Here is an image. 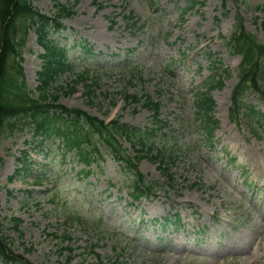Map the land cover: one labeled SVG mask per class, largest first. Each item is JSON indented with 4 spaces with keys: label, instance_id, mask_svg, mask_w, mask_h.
Wrapping results in <instances>:
<instances>
[{
    "label": "rangeland",
    "instance_id": "1",
    "mask_svg": "<svg viewBox=\"0 0 264 264\" xmlns=\"http://www.w3.org/2000/svg\"><path fill=\"white\" fill-rule=\"evenodd\" d=\"M223 1L197 0L186 11L190 0H31L50 17L57 3L75 7L64 30L51 37L74 67L56 86L67 88L86 71L88 82L73 95L60 94L59 103L154 135L137 147L126 137L120 141L140 158L137 171L104 149L88 168L56 139L40 145L29 122L3 139L0 221L17 255L33 264H67L70 255V264H252L231 250L244 245L247 253L243 241L252 239L255 264H264V101L246 93L244 101L259 115L255 123L234 117L241 56L227 45L238 22L264 44L257 18L264 17L257 12L264 0ZM129 15L140 21L137 27L127 25ZM43 54L30 31L22 58L31 92L39 85ZM213 63L227 72L211 94L218 126L209 138L196 98L218 79ZM91 83L90 98L85 85ZM128 95L160 103L162 124L151 109L127 101ZM159 151L172 154L173 181L154 159ZM24 152L29 165L10 182ZM136 172L153 186L152 196L140 203L129 196ZM12 219L21 220L23 239ZM177 236L182 242L174 246ZM179 245L207 255L181 252Z\"/></svg>",
    "mask_w": 264,
    "mask_h": 264
},
{
    "label": "trees",
    "instance_id": "2",
    "mask_svg": "<svg viewBox=\"0 0 264 264\" xmlns=\"http://www.w3.org/2000/svg\"><path fill=\"white\" fill-rule=\"evenodd\" d=\"M226 2L227 0L224 3ZM196 4V0L191 1L192 7ZM56 8L55 17L50 18L35 10L29 0H0V145L9 134H13L21 126L24 127L23 121L29 120V124L33 125L35 136L41 138L43 142L54 138L60 140L64 145L65 153L73 152L87 166H91L93 161L101 156V146L111 152L117 160L123 161L132 171H137L140 158L131 157L123 151L119 140L126 137L135 141L133 145L136 146V142L141 144L146 140H152L151 131L143 133L141 130L121 124L119 120L107 124L88 113L59 104L60 94L69 96L76 93L79 84L88 82V74L83 72L76 75V80L71 81L67 88L57 87L61 75L73 74L74 71L68 61L67 52L58 46L50 35L52 31L59 32L62 21L72 17L74 12L70 7L57 5ZM257 12L264 13V4L257 7ZM260 21L264 29V17L260 18ZM29 30L35 31L38 43L44 50V55H41L43 60L41 71L38 73L39 86L34 93L28 90L21 57ZM228 45L242 57L239 83L233 95V113L239 116L241 112L246 111V104L243 102L246 92L253 91L264 100V44L238 22ZM214 69L215 72L220 70L218 66H214ZM220 82L209 83L207 91L197 98L199 113L210 136L217 125L213 118L215 102L210 93L220 86ZM95 85L96 83L85 85L90 98L94 95ZM126 98L153 110L155 118H159L161 105L154 102L150 96L138 98L130 95ZM154 158L160 160L167 178L173 181V175L170 173L172 154L159 151ZM29 160L27 153L19 159L23 167L10 178V182H13L20 171L27 167ZM2 163L0 159V168ZM133 183V193L130 197L134 202L152 194L153 188L147 185L144 176L139 172ZM11 223L19 238L23 239V233L19 229L21 221L12 219ZM12 246L9 238L4 234V227L0 221V261L3 264H32L17 255ZM65 250L72 252L71 249ZM70 262L71 257L68 258L67 264Z\"/></svg>",
    "mask_w": 264,
    "mask_h": 264
},
{
    "label": "bare ground",
    "instance_id": "3",
    "mask_svg": "<svg viewBox=\"0 0 264 264\" xmlns=\"http://www.w3.org/2000/svg\"><path fill=\"white\" fill-rule=\"evenodd\" d=\"M190 202L189 201H185L183 204H189ZM261 216V215H260ZM262 217V216H261ZM260 217V218H261ZM262 219V218H261ZM249 232H250V230H249ZM251 235H252V233H251ZM177 238L178 239H175V240H172V244L175 246L176 244L175 243H181L182 242V237L181 236H177ZM245 241H243V243H246V244H249V251L247 252V253H243L244 252V245H242V246H240V245H236L235 247H231V250L233 249L234 251H236L235 252V254L236 255H240L241 254V258H242V260L243 261H249V262H251L252 264H255V253L252 251L253 250V247H254V245L256 244V242L254 241V240H252V239H249V240H247V239H244ZM170 243V246H172V244ZM258 249L260 248V245H259V243H258ZM182 249V251L181 252H186V251H188V252H186V253H190V254H193V253H195V254H203V256H205V255H207V252L206 251H204V250H201V252H194V250H192L191 252L188 250V248H186V247H183V248H181ZM217 252L216 251H214V250H212V254L213 255H215Z\"/></svg>",
    "mask_w": 264,
    "mask_h": 264
}]
</instances>
